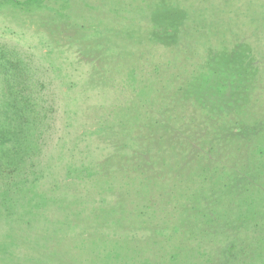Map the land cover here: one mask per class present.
<instances>
[{
	"label": "rangeland",
	"instance_id": "374dc122",
	"mask_svg": "<svg viewBox=\"0 0 264 264\" xmlns=\"http://www.w3.org/2000/svg\"><path fill=\"white\" fill-rule=\"evenodd\" d=\"M222 58L251 67L259 87L249 91L247 82L245 93L221 94V75L195 80L199 67L221 74ZM9 84L61 106L42 169L43 183L56 179L65 197L29 190L12 204L0 194V264H129L138 251L171 257L177 237L170 236L171 249L153 236L180 218L170 193L187 187L192 216L182 224L199 229L206 204L221 207V165L235 189L253 166L251 153L241 151L264 131V0H0V109ZM236 116L242 142L221 138L224 119L233 126ZM66 120L89 135L87 162L100 163L99 174L66 175L77 141ZM231 207L222 221L238 241L234 263L264 264V254L257 256L264 226L240 219L238 203ZM117 251L127 257L116 262ZM167 258L183 264L181 254ZM228 258L219 248L211 263L233 264Z\"/></svg>",
	"mask_w": 264,
	"mask_h": 264
},
{
	"label": "trees",
	"instance_id": "16d2710c",
	"mask_svg": "<svg viewBox=\"0 0 264 264\" xmlns=\"http://www.w3.org/2000/svg\"><path fill=\"white\" fill-rule=\"evenodd\" d=\"M8 1L21 6L29 3L30 0ZM226 55H228V53L225 54V57H227ZM241 56L243 60L240 64L244 66V57H247L244 54H241ZM223 59L224 58L221 59V74L218 72L217 76L213 68L209 70L206 66L203 68L199 67L195 80L201 81L202 78H205L206 82L213 79L219 81L218 77L221 75V85L216 86L218 90L219 88L221 89V94H225L229 91L238 92L240 94H242V92L245 93V84L247 82L251 84L249 91L253 92L255 88L259 87L261 82L260 78H257V74H255L257 72L253 71L251 67H247L246 70L242 71V69L239 68V64L238 66L233 64L228 65V63L226 65ZM253 62L254 59L252 64ZM250 63L251 60L245 65L249 66ZM207 64L210 65L209 62H207ZM25 87L18 86L17 84H9L8 88L10 90H7V93L11 96L5 101L4 108L0 109V191H3V193L0 194L7 195L5 200H8L12 204L14 202L16 203V199H18L20 192L27 195L30 192L29 190L36 191L35 193L42 196L44 199L47 194L54 193V199L59 200V198H62L60 200L61 202L63 200L62 196L64 195L58 192V181L56 179L50 180L49 185H47L45 181L43 183L45 172L42 169L47 164V160H50L46 147L49 140H51L54 135V130H56L57 122L55 121V114L61 106L52 99L50 101L45 100L33 93L26 97L23 96V93L27 90ZM12 88H14L13 91ZM224 120L226 125L221 133V138L227 135L229 140H231L230 136L233 134L235 138L239 139V142L247 139L241 136L244 135L245 131L239 117L236 116L233 122L234 127L232 123L228 124L227 120ZM64 124H66L65 128L69 130L68 133L72 134L73 132V135L77 139L76 147L73 150L75 161L70 163L66 175L87 177L99 174L97 167L100 163L94 166L87 162L91 153V146H85L89 135L77 133L76 130L71 131V123L67 120ZM260 124H264V121ZM262 127L264 128L263 125ZM223 142L226 143L227 141ZM246 142L250 143V148L244 149L241 153L244 155L245 153H251L253 160L250 162L253 163V166H247L244 174L241 175V177H243L242 187L235 189V187L232 186L236 178H233V180L230 178V181H228L229 179L227 178L229 177H226V175L229 169H227L226 165L221 163V197L219 196L216 198V200L221 198V200H218V202L221 203V207L213 208L211 207V203H207V208L210 209V211L208 213L200 211V213L206 217V220L204 219L203 221L201 215L199 216L201 219L199 229H195L194 227L184 228L185 225L182 223L188 222V216L189 218L192 216L191 214L188 215L189 210L186 206L189 200L188 196H191V193L187 190V187L176 188V191L170 194H172L173 198L172 207L176 212H179L178 216L180 218L175 224H163V227L161 226L158 230L154 231L153 236H162L163 241L172 249L174 246L170 245L169 239L170 236L174 234L179 242L177 245L178 247H176L178 252L173 249L174 251L169 255L172 258L165 256L163 259H160V257L163 256L159 254L160 251H154L155 253L151 252L149 255L144 254L143 256H141V251H138L137 257L134 254L129 257L132 259L129 264H166L165 258L168 257L167 259H169V261L171 259L180 260L178 258L179 254L184 257L183 264L211 263L214 261L212 258H214L217 253L219 254V248H221V250L224 249L226 256L230 257L228 260H233L232 263L235 264L234 262L237 259L232 256V252H235L238 248L236 243L238 241L231 239V237L225 234V228L227 226L222 221L226 214H234L235 209L231 207L233 202L238 203V206H241L240 208L244 207V212L240 213L242 216L240 219H249V223L255 221L257 225L264 226V131L260 129L256 140L249 138ZM247 143L244 144L245 147ZM222 145L223 143L221 142V149H223ZM134 179H137V182L143 187L145 186L144 178ZM6 181H8V183ZM42 184H44V186H40ZM173 187H175V184H173ZM228 198L229 200L227 201ZM196 199H200V196H197ZM209 199L211 200L213 198L210 197ZM198 213L199 211L197 214ZM182 217L184 220H181ZM218 220H221V225L219 222V224L217 223ZM134 230L135 229L132 230L131 228L125 230L124 233H131ZM143 230L146 231V228L142 226L138 228L139 232H143ZM260 239L264 242V235ZM222 254L224 253H221V255ZM263 254L264 247H261L257 256L259 257ZM121 255L124 258L127 257L125 252L117 251L115 255L117 258H115L116 262H120V258H122ZM158 259L161 261L158 262ZM226 264L229 263L226 262ZM241 264H256V261L251 260Z\"/></svg>",
	"mask_w": 264,
	"mask_h": 264
}]
</instances>
